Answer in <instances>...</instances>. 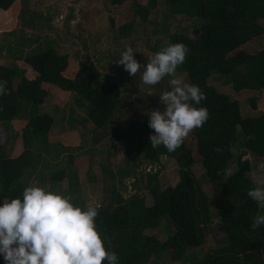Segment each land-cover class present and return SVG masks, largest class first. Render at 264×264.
Returning a JSON list of instances; mask_svg holds the SVG:
<instances>
[{
	"label": "trees",
	"instance_id": "16d2710c",
	"mask_svg": "<svg viewBox=\"0 0 264 264\" xmlns=\"http://www.w3.org/2000/svg\"><path fill=\"white\" fill-rule=\"evenodd\" d=\"M15 1L11 0L12 3ZM129 1L131 0H111L117 7ZM166 2L169 8L172 5H192L196 10L192 29L178 31L177 20L169 12L165 14V25H156L169 36L163 39V45L159 47L175 43H183L188 47L186 61L178 69L187 73L190 83L198 85L207 97L199 105H194L206 108L210 117L203 127L192 131L193 138L198 143L197 150L189 144L188 137L175 152H168L163 145L153 148L149 137L154 133L148 126L149 117L134 121L118 116L125 105L124 90L120 84L96 77L97 80L91 79L90 68L84 63L76 79L67 77L65 72L70 66L71 56L48 45L42 51L51 56L35 79L27 78L26 71L18 65L0 67V81H7L9 93L0 96V124L11 123L19 112L28 111V123L22 131L25 145L23 154L12 157L6 146L0 143V205L5 200H22L24 188L32 185L34 179L40 176L36 175L37 171L48 167L49 157L54 153L61 157L63 153L70 152L67 169L51 172V180L48 182L53 184L54 192L63 194L61 191L67 190L68 194L74 195H71V200L76 206L86 207L80 176L69 172L78 157L73 151H82L86 147L62 145V149L57 152V147L43 141L56 127L54 115L38 114L39 107L51 96L43 87L44 83H49L84 99L86 119L96 127L98 135L100 133L98 138L102 137L103 141L109 137L112 143H116V148H125L127 162L128 158H133L135 151L136 161L140 165L137 164V167L143 165L146 168L150 164H159L161 167L160 171L152 170L146 176L144 171L135 168L133 172L130 169L127 174L122 171V186L124 187L123 180L128 177L133 178L132 182L135 184L142 181L152 196V205L149 204L148 197L140 194L139 190L125 197L118 194L115 187L113 197L106 198L105 203L97 208V228L106 248L117 253L119 264H157L165 255L172 262H188L190 251L203 249L208 230H213V218L217 219V226L223 232L222 241L228 245L221 248L225 254H221V251H217L215 255L205 254L198 264H264L252 261L255 254L264 253V225L256 230L250 227L253 217L260 212L255 202L246 194L253 181L251 166L247 161L241 160L236 172L227 181L222 178V174L235 164L239 144L246 147L248 153L264 160V112L258 116L246 117L241 102L220 91L211 82L219 77L223 79L225 86L232 85L238 92L264 91V49L251 47V43H261L264 38V0ZM151 8L139 6L138 14L146 22ZM21 21L24 26H35L34 20L31 21L25 11L20 15L19 23ZM12 34L21 35L25 41L24 28L16 29ZM25 45L22 44L21 48H25ZM241 48L248 54L245 62L228 72L223 71L222 66L229 55ZM20 54L18 49L12 48V57ZM27 56L32 58L30 53ZM167 88L168 85H165V90ZM253 107L254 110H259L255 99ZM64 130L67 131L68 128L65 127ZM85 141L88 143V138ZM100 142L101 139L98 143ZM38 143L40 146L46 145L47 156L44 157V153L41 157L38 155ZM86 153H92V158L97 155L94 148L88 149ZM63 158L66 155L61 159ZM125 159L122 162L129 167ZM165 162L167 165L180 166L179 182L166 188L160 178L161 165ZM198 164L205 175L197 174L195 168ZM46 182L42 178L38 184L44 187ZM207 183L215 187L206 190L204 185ZM214 209L218 211L215 212ZM160 227L165 228L169 234L164 244L155 235L149 234ZM0 258V264H5L2 255Z\"/></svg>",
	"mask_w": 264,
	"mask_h": 264
},
{
	"label": "rangeland",
	"instance_id": "374dc122",
	"mask_svg": "<svg viewBox=\"0 0 264 264\" xmlns=\"http://www.w3.org/2000/svg\"><path fill=\"white\" fill-rule=\"evenodd\" d=\"M139 6L152 7L147 22L138 14ZM23 11L26 12L31 21L34 20V27H29V24L24 26L23 21L19 23ZM167 12L171 13V16L177 20L178 31L194 27L193 17L196 10L192 5H172L169 8L166 0H131L119 7L114 6L111 0H16L13 3L11 0H0V67L2 65H18L26 71L27 78L35 79L51 56L50 53L42 50L46 46L52 45L54 48L57 47L59 52L71 56L70 66L65 72L66 76L77 78L76 76L81 72L82 64L88 65L92 74L91 79L116 82L124 90L125 105L118 116L127 120L142 121L148 118V115L145 114L148 110H163L166 107L160 103L159 94L165 90V85H168L167 78L155 86H144V92L141 93L139 72L136 76H130L124 67L117 62L120 59V53L130 46L134 49L135 58L142 65L146 64L147 57L154 55L161 49L159 45H163L162 41L165 37L169 38L165 31L156 25L157 23L161 26L165 25L164 18ZM23 28L26 32L25 41L21 35L12 34L16 29L22 30ZM22 32L24 33V31ZM261 41V43L254 41L251 43V47L264 49V38ZM22 44H26L25 48H21ZM12 48L18 49L21 53L20 56L12 57ZM40 52L41 54H39ZM29 53L32 58L27 56ZM247 57L248 54L245 49L241 48L232 52L222 66V70L230 71L234 66L243 64ZM140 71L142 72L143 68ZM177 75L185 82L190 83L187 73L177 69ZM211 82L220 91L228 93L240 101L246 117L258 116L264 112V91L244 90L238 92L232 85L225 86L223 79L219 77ZM45 88L51 96L44 105L39 107L38 114L54 115L56 127L55 131L53 130L49 137L44 138L43 141L46 140V144L50 145L51 140L65 139V143L69 147H86L82 151L80 149L73 151L78 157L74 160L72 168L69 169V172L77 173L80 176L83 184L82 195L86 203L85 209L87 207L98 208L105 203L106 198H112L115 187L118 194L125 197L131 196L139 190L140 194L148 197L147 200L152 205V196L142 181L135 184L132 182L133 178H125L126 176H124L123 187L121 176L122 171L127 174L130 169L133 172L134 168L144 171L146 176L152 170L154 172L160 171V165L150 164L146 168L143 165L137 167V164L139 165L136 157L137 152L133 149L131 151H134L132 154L134 159L130 157L127 162L125 159L127 151L122 146L116 148L117 145L115 142H111V138L108 137L102 141V137H100L101 142L98 143L100 133L98 135V131L95 130L96 127L92 123H88L86 119L87 112L84 99L73 94L69 97L62 95L59 92H63V90L52 84H49L48 87L45 86ZM149 92L151 94H148ZM254 99L259 110H254ZM27 113L28 111L19 112L13 122L0 124V143L6 146L12 157H18L25 151L22 131L28 123ZM75 126L79 130L76 134L53 137L54 132L63 133L65 127L71 129ZM87 138L89 144L85 141ZM188 142L197 150L196 145L198 143L193 138L192 132L188 135ZM65 143L55 145L58 148L57 152L62 149V145ZM101 143L103 145L100 146ZM91 148L96 151L95 158H92V153H86ZM47 149L46 145L40 146L38 143V155L40 157L43 156L42 153H47ZM70 154V152L63 153L54 161L55 165L52 166L49 163L44 170L37 171L36 175L40 176L34 179L32 186H39L38 182H41L43 178L45 182L47 181L43 185L50 186V190L53 191V184L48 182L51 180V172L55 173L67 169ZM63 155H66V158L61 159ZM122 159L126 160L129 167L124 165ZM236 159L231 169L222 174L224 181H227L230 175L236 172L241 160L250 164L252 171L250 174L253 179L257 166L264 163L263 159L248 153V149L241 144L236 148ZM162 164L160 178L163 187L176 185L180 180V166L178 164L167 165V162ZM195 170L199 176L205 175V171L199 164ZM133 177H136L135 173ZM35 183L37 185H34ZM204 187L206 190H212L215 186L207 183ZM61 192L67 197L72 198L74 196L68 194L69 191L67 192V190ZM115 197L118 195L115 194ZM214 210L215 212L218 211L217 209ZM212 227L213 230L207 232V240L203 249L190 251L191 257L188 262H172L165 255L157 264H198V261L205 254L215 255L217 251L225 254L221 248L228 244L222 241L223 232L217 226L216 218H213ZM149 234L155 235L163 244L169 236L168 231L162 227L150 231ZM252 261L263 263L264 253L255 254Z\"/></svg>",
	"mask_w": 264,
	"mask_h": 264
},
{
	"label": "clouds",
	"instance_id": "9594fccd",
	"mask_svg": "<svg viewBox=\"0 0 264 264\" xmlns=\"http://www.w3.org/2000/svg\"><path fill=\"white\" fill-rule=\"evenodd\" d=\"M188 52L183 43L167 44L142 65L129 46L117 62L130 76L139 72L141 93L144 86H155L167 78L168 88L159 94L160 103L166 107L145 114L154 133L149 137L150 145H163L170 153L210 118L206 108L194 106L206 100V94L177 75ZM6 86L7 81H0V96L9 94ZM246 194L264 212V163L257 166ZM97 216L96 207L76 206L71 197L50 190V186L29 185L23 190L22 200H5L0 205V255L5 264H119L117 253L105 246ZM262 225L264 214L258 212L250 227L256 230Z\"/></svg>",
	"mask_w": 264,
	"mask_h": 264
},
{
	"label": "crops",
	"instance_id": "0c3cea01",
	"mask_svg": "<svg viewBox=\"0 0 264 264\" xmlns=\"http://www.w3.org/2000/svg\"><path fill=\"white\" fill-rule=\"evenodd\" d=\"M67 77H69V76H67ZM69 78H71V77H69ZM74 78H72V79H74ZM45 86L48 87L49 86V83H44L43 84V87L45 88ZM59 93H62V95H68V97H69V95H71V93L70 92H67V91H63V92L60 91ZM95 130H96V128H95ZM78 131L79 130L77 128H75V129L74 128H71V129H68L67 131H63V133H58L57 134V132H54L55 134H54L53 137L56 138V136H63V135H68V134H76ZM57 142L58 143H65V139L64 140H60V139H58V140L57 139L51 140L50 146H53V145L55 146V144H58ZM64 145L65 146H68V144H66V143ZM44 155L47 156L48 154L46 153ZM57 159H58V155L57 154H54L53 156H50V164H52V166L55 165V162L54 161H56Z\"/></svg>",
	"mask_w": 264,
	"mask_h": 264
}]
</instances>
